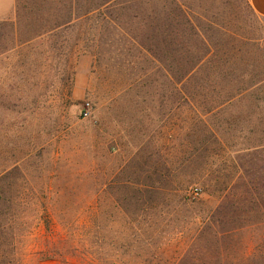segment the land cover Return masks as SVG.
<instances>
[{
  "label": "rangeland",
  "instance_id": "374dc122",
  "mask_svg": "<svg viewBox=\"0 0 264 264\" xmlns=\"http://www.w3.org/2000/svg\"><path fill=\"white\" fill-rule=\"evenodd\" d=\"M0 264H264L249 0H14Z\"/></svg>",
  "mask_w": 264,
  "mask_h": 264
},
{
  "label": "crops",
  "instance_id": "0c3cea01",
  "mask_svg": "<svg viewBox=\"0 0 264 264\" xmlns=\"http://www.w3.org/2000/svg\"><path fill=\"white\" fill-rule=\"evenodd\" d=\"M249 4L257 16L264 18V0H249ZM13 5L14 0H0V15L9 14Z\"/></svg>",
  "mask_w": 264,
  "mask_h": 264
}]
</instances>
